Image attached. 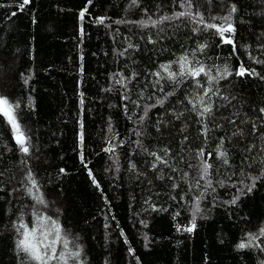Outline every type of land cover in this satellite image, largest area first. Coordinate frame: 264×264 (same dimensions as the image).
Wrapping results in <instances>:
<instances>
[{"label":"trees","instance_id":"obj_1","mask_svg":"<svg viewBox=\"0 0 264 264\" xmlns=\"http://www.w3.org/2000/svg\"><path fill=\"white\" fill-rule=\"evenodd\" d=\"M20 3L0 0V96L19 103L33 147L29 155L22 154L0 117V264H21L24 254L15 250L14 225L22 218L31 227L34 212L60 223L68 239L81 247L84 264H262L260 248L236 245L264 227V177L251 192H237L241 180L250 184L249 176L264 172V117L259 113L264 108V63L254 62L264 61V0H192V12L209 21L236 6L231 19L235 34H225L236 42L235 53L215 30L193 32L197 25L187 17L156 27L127 23L183 11L173 0H139L133 7L131 0H31L23 10ZM100 17L106 18L103 24L96 23ZM201 44L206 45L202 51ZM185 53L213 75L224 67L233 72L213 84V91L219 89L228 101L212 94L205 98L214 117L208 120L207 137L185 99L196 90L191 79L179 85L161 80L163 92L160 86L153 88L157 77L151 73ZM241 63L259 75L236 76ZM133 72L137 75L126 81L127 89L116 84L118 74L131 77ZM201 83L207 85L206 77ZM174 89L163 105L149 107ZM123 94L129 99H122ZM253 122L259 130L255 134ZM221 137L229 165L217 158ZM110 147L115 151H105ZM201 147L212 164V187L207 189L198 175ZM151 152L167 165L155 161ZM29 173L46 207L32 198L35 189L32 196L27 193ZM235 195H240L235 205L226 203ZM198 198L196 228L177 231V224H190Z\"/></svg>","mask_w":264,"mask_h":264},{"label":"snow or ice","instance_id":"obj_2","mask_svg":"<svg viewBox=\"0 0 264 264\" xmlns=\"http://www.w3.org/2000/svg\"><path fill=\"white\" fill-rule=\"evenodd\" d=\"M92 0H88V3L91 4ZM178 6L181 9H184L183 11H177L173 12L171 16L164 15L160 17L159 19L153 20L151 17H149L147 20L141 19L139 21H127V23H133V24H139L143 27H147L151 25L152 27H156L157 25L163 23L164 21L173 20V19H181V18H189L195 25L192 30L193 32L198 31H208V30H215V32L219 35L221 38V42L224 44H228L232 46L233 52L236 51V42L232 38V35L235 34V28L233 24L231 23L232 19V13H235L237 11L236 6L233 4L231 6L230 12L228 15L223 17H210V21H216V20H222L223 24H217L215 22H210L209 20H206L204 15L200 12H196L195 14L192 12L193 3L192 0H173V3H177ZM31 0H21V3L19 4L20 10H23V8L30 4ZM139 0H131L130 7L138 6ZM3 5H0L2 7ZM145 14L147 13V9L144 10ZM87 12V8L82 10L79 13L80 20H83L85 18V13ZM12 15H16L15 12L12 13ZM106 18L100 17L96 19V23L103 24ZM117 23H120L118 21ZM232 34L226 36L225 34ZM81 34H83V28L81 27ZM154 42V41H153ZM135 47L132 44L128 45V48ZM206 45L201 44L199 46V50L202 51ZM126 51V50H125ZM120 55H123L124 53H119ZM196 51L194 50L191 54L192 57H195ZM256 63H264V61L260 60H254ZM173 64H176L178 66V70H172ZM238 77H244L245 75L249 76H258L259 73L255 71V69H247L241 63L239 67L236 69L235 73ZM119 79H116V84H119L121 87L127 89V83L131 82L132 78H135L137 73L133 72L131 77H124L123 74H118ZM152 76L157 77L155 83L153 84V88H156L157 86H160L161 80H166L174 85H179L185 80L191 79L194 82L195 89L191 93V98L185 97L187 100L188 105H191V111L195 112L197 115V123L201 125V134L205 137H207L208 131H209V123L208 120L214 121L213 117V106L211 103H207L205 98L209 97L210 94L220 96L221 99L228 101V96H221L219 89H216L213 91V84L218 83V81L227 79V77L233 75V72L228 69V67H224L222 71L218 72V75L212 74V69L207 67L202 61L199 59H192L189 57L187 53L184 55H181L177 58V60L172 61L167 64H160L159 65V71L151 73ZM201 77H206L207 79V85L201 83ZM25 83H27V80H25ZM198 90V91H197ZM159 91L163 92V87H159ZM175 94V89L173 91H170L165 94L163 99H157L155 105H151L149 107H155L156 105H163L164 100L167 99V97L172 96ZM235 97H233L234 99ZM122 99L128 100L129 97L127 94L122 95ZM151 99V97H149ZM83 103V101H81ZM133 104L138 105L137 101H132ZM183 103V101L181 102ZM20 105L18 102L10 101L8 98L0 96V117H3L6 124L9 126L10 131L12 133V138L18 148V150L24 154L29 155L30 150L33 147L31 144V137L27 134V130L25 126L21 123L20 116L18 113ZM125 111L127 112V105H125ZM259 113L262 117H264V108L259 109ZM147 115V110L145 111V116ZM179 115H183V113H180ZM179 115L177 118H179ZM238 115V113H237ZM131 119V116L129 117ZM144 117L140 118V121L142 122ZM230 123H236L235 120H230ZM242 123H247V120L242 121ZM219 124H216V127H219ZM81 128H83V125L81 124ZM109 132L112 131V128L109 127ZM259 130L257 128V125L255 122L251 125V132L253 134L257 133ZM137 135H140V133H136ZM242 134V133H241ZM237 135L236 132L233 133V136ZM80 141L83 143V132L80 133ZM260 138L264 140V132L260 133ZM188 137L185 136L184 140H187ZM136 143L139 144V141ZM253 146H250L246 151H251ZM262 152H264V148L260 149ZM105 151L108 152H114L115 148L110 147L105 149ZM165 154L169 152V149L164 148L162 150ZM217 158L222 161L223 165H229V155L228 151L224 149V138L221 137L219 140V144L216 148ZM151 156L155 158V161H159L162 164L167 165V160L164 159L162 156L158 155L156 152H151ZM208 157L212 156V153L207 154ZM196 156L198 160L200 161L198 168H199V179L205 181V189L212 187V180L210 179L211 176V169L212 164L208 162V159L205 158V151L204 148L201 147L197 150ZM247 159V157H245ZM81 160L83 162V156H81ZM262 164H264V160H262ZM191 166V165H190ZM130 167L132 169L136 168L135 164H131ZM151 167L155 169L157 167V164L154 162L151 164ZM175 170V169H173ZM64 170L61 169V172ZM117 171H119V168H117ZM89 177L92 179V183L99 188L100 185L98 181H96L95 177L92 175V172L89 170L88 172ZM241 175H243V172H241ZM261 177H264V172L261 173V176H249L248 179L251 181L250 184H244V181L241 180L240 184L243 185L242 188L237 187V192L243 195L245 193V190L247 192H251L253 188L255 187L256 181L259 180ZM26 180L31 184V187H27V193L32 196L33 190H36V195L32 196V198L35 200L37 204L44 205L45 207L46 202L43 198V195L40 194L39 188L37 187V181L33 178L31 173H29L26 177ZM199 181H197V184ZM221 186L224 185V181L219 182ZM233 187H236V185H232ZM173 188L176 187L175 184L172 185ZM201 197L203 196V193L200 194ZM174 198V197H173ZM240 199V195H235L231 201H228L226 203L235 205L237 201ZM145 203H148V201H145ZM153 211H158L159 209L156 208L155 205H152ZM200 212V205H199V198L195 202V208L193 211L191 222L186 227H181L179 224L176 225L177 231H185V232H193L196 228V215ZM35 216V220L33 221L31 227L27 223L23 221L21 218L20 223L18 225H14L15 231L17 233L18 238L15 241V250L16 252L23 253L24 257L21 259V264H53V262H56V264H69L70 261L74 262V264H84V261L81 259L82 255V249L79 245L74 244V242L70 241L67 237V235L64 233V230L62 229L60 223L57 220H53L50 216H42L38 213H33ZM177 215H179L177 213ZM141 223H144L141 221ZM146 226V225H145ZM105 227L107 228L108 225L106 224ZM121 235H123V231H121ZM264 237V227L259 228L258 232H249L246 234L245 238L241 240L236 247L238 249H245V248H252L257 247L260 248L262 252H264V239H261ZM71 245V247H70ZM62 249V250H59ZM129 253L132 254L133 250L129 248ZM264 264V262H262Z\"/></svg>","mask_w":264,"mask_h":264},{"label":"bare ground","instance_id":"obj_3","mask_svg":"<svg viewBox=\"0 0 264 264\" xmlns=\"http://www.w3.org/2000/svg\"><path fill=\"white\" fill-rule=\"evenodd\" d=\"M227 36V35H226ZM239 67V66H238Z\"/></svg>","mask_w":264,"mask_h":264}]
</instances>
